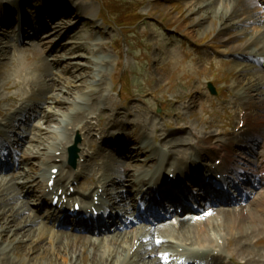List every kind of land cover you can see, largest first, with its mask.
Wrapping results in <instances>:
<instances>
[{
	"label": "rangeland",
	"instance_id": "374dc122",
	"mask_svg": "<svg viewBox=\"0 0 264 264\" xmlns=\"http://www.w3.org/2000/svg\"><path fill=\"white\" fill-rule=\"evenodd\" d=\"M2 1L8 2V0H2ZM33 1L34 0H31V2L33 4H36ZM80 1L78 0V3H80L81 7L91 6L93 9H96V8H100L102 10L105 9L104 12H105V14L109 15L110 20L112 19V20H116L117 22H124V23H129V24H134L137 20H144L142 23H140V25L136 29H134V30L132 29V31L130 32L131 33L130 35H129L128 31L126 33H124L125 36H128L127 39H125L123 37V33L121 32L123 30L118 29V28H113L112 30H108L107 28H104L103 33L109 32L110 36L107 38H102L100 36V34L98 33L99 32L98 27L103 28L104 26L102 25V23L100 21L95 20V16L93 15V14H95V10H94V11H91V14H92L91 19L95 20L96 23L92 24L91 27L85 26V27L77 30L74 33L73 39L66 41V43L75 42V43L82 44V43H84V40H87V37L89 36V39H91L92 41L101 40L103 45L105 46L104 48H102L101 54L99 55L100 57H106L109 60V65L106 68V75H105L106 76V78H105V85L106 86L104 87L105 88V94H104L105 99L103 101L104 107L106 106V107H108V109H112L115 107V110L119 109L120 111L125 112L123 114H129L126 111H130L133 116H138L142 120L145 119V121L154 120L157 123L155 125L156 126L158 125L167 134L172 132L171 129H173V130L176 129V123H177L176 114H177V112H179L183 115L184 120L187 122V123L185 122L186 125H188L189 127H192V128L194 127L195 130L198 129L199 131H202L204 129L201 126V124H202L201 117H204V113H205L204 109L208 114L214 113V115H211V118L215 119V122L213 120L212 121H213V123H215L216 128L221 127L223 125L222 121H220V119H219V116L216 114V109L218 107H215L214 109H208L206 106H203L204 109L202 110V112L199 111V106H198V109L191 108V110H186V111L182 109L181 103L183 102V105H186V106H187V104L190 105V100L192 98L190 96V94L192 93L193 90L189 91V89L192 86L191 85L192 83H189V78H188L187 74L190 75L189 76L190 78H194L191 74H193L194 72H197L200 68H202V70H207V71L212 73L214 70L220 68L224 63H226L225 66H227V68L224 69L222 66L220 68V71H222V72L226 71L228 74H230V83L235 82L236 78H237V72H236L235 68H236V65L243 62V60L239 58L240 54H242L243 52L242 51L235 52L234 49H235V47L240 46L241 44H244L245 39L240 38V40H238V41H234L233 43L225 45V44H222L221 40H219V37L216 38V42H215L214 38H213L214 34L206 36L205 33L203 32L204 30L201 31V29H199L200 30L199 31L197 28L194 27V26H196L197 22L199 21L198 20L199 17L197 15L191 16V14L189 13V10L187 11V4L190 0H83V1L80 0ZM82 4H84L85 6ZM39 7L42 8L41 5H39ZM60 18H62V16H60ZM64 20L65 19L63 18V20H62L63 22L61 21V23L63 24L60 27L61 29L65 28L66 25H69V24L71 25L77 21V19L73 22H70V21L65 22ZM83 23H86V21L81 22V25ZM169 26L170 27H176L175 32H173L176 35H174V34L169 35V33H167V34L165 33V28H168ZM193 27L197 31H196V34H194L192 37L191 35L188 34L187 30L192 29ZM60 28L58 30H61ZM202 33L204 34L203 36H202ZM197 34L201 37L197 38V36H198ZM179 35L185 36V37L181 38ZM234 35H235V33H229V34L225 35V38H228V37H231ZM231 38L233 39L234 37H231ZM57 40H58V38H53L51 40V42H56ZM183 40H185V41H183ZM187 42H188V44H187ZM194 42L201 43L202 45L200 46V49H201L200 53L197 54L192 59L189 57L188 52H190L192 50ZM184 43H186V44H184ZM216 43H218V45H216ZM261 43L262 42H260L259 46H261L264 50V43H262V44ZM206 44H209V49H207L208 46H206ZM214 44H215V47L221 46L222 48L227 49L229 52L228 55L217 56V54H212L210 48ZM219 44H221V45H219ZM75 47H73V48H75ZM65 48H66V46H65ZM84 48H86V47L81 48V46H80V48L78 47V50H82ZM91 50L92 49H90L89 51L92 54ZM1 51H2V49H1ZM85 51L79 52L77 54L80 55L81 53H87L88 49L86 48ZM79 55H78V57H80ZM78 57L75 58V59H77V60H75V63H74L75 65L70 64L71 70H70L69 74L72 75L73 78H76V77L78 78V76L81 77L84 74L88 75V77L86 76L84 78H80L78 80L79 82L77 81V78H76V80L73 83L72 82L69 83V86H71V87H67V89H63L64 91L61 94V97L64 98L65 101H67V103L64 104V105H66L65 107L58 108V106L51 104V106H50L51 109H49L47 113L48 114L54 113V114H56V117H55L54 121L50 117L48 119H46L47 124H50V122H53L49 127H47V125H45V123L43 121L36 120V122L34 123L35 126H38L44 130H47L48 134L50 136L57 137V138L59 136L61 140L63 139V136H64V135H61V133L64 132V128H66V126H67V122H66L67 116L65 114L68 112L70 113V109L73 108V103H74V99L76 98V96L80 95L81 92L87 91L88 88H91V86L87 87V83H90V81H91L89 79V74L91 73V75H92V71L87 66H86L87 68H85V70L83 71L79 65V64L82 65L83 63H81V61H78L79 60ZM245 58L246 57L244 56V59ZM53 60H55V58H51V61H53ZM245 60L247 61V59H245ZM5 61L8 63L10 61V59L7 58V56H6L5 59H3L1 62L6 64ZM64 61L65 60L62 61L61 66L62 65L66 66V64H64ZM214 64H215V66L213 67ZM73 65H74V67H77V66H79V67H77L75 69V68H73ZM90 66H92V64ZM198 66H200V67H198ZM20 67H22V66H20ZM4 69H5L4 67H0V72L4 73V71H5ZM66 69H68V67H66ZM263 69H261L262 73L264 72ZM22 70L23 69H21L19 71H22ZM2 73H0V74H2ZM247 73L248 72H246V74L244 75V78L247 77ZM78 74H80L81 76ZM47 75H49V74H47ZM122 75H127L129 78V81H130L129 92H127V90H126L125 82L121 80ZM261 77H264V75L263 76L260 75V78ZM248 78H247V80H248ZM57 79H59V78H57ZM194 79L196 80V78H194ZM11 80L13 81V79H11ZM65 80H68V79L65 78ZM73 80H70V81H73ZM85 80H87V81H85ZM49 85L51 87L52 84L49 83ZM65 85L67 86L68 84H65ZM102 86H103V84H102ZM53 87H54V90L56 91L57 88H56L55 84L53 85ZM186 87H188L189 89H186ZM0 88H1V92H0V114L4 113V115H2V116H5L6 118L7 117L10 118L15 113V111L11 112V110L14 108L15 102H9L7 100V97H9L8 95H11V93L8 94V92H6L4 89L8 90V89H10V87H8L7 85H4V88H3V82H2L1 75H0ZM261 90L263 91L262 94H264V82L261 85ZM243 92L244 91H242V96L248 102V108L252 112L253 129L263 131V128H264V101H263L264 95L262 96V94L261 95L258 94L256 97V95H255L256 93L251 92L248 95L245 92L244 93ZM13 93H16V92H13ZM121 93H122V96H121ZM196 95L197 94H195L194 97ZM260 96H262V97L260 99H258ZM229 97H230V95H229ZM57 98H60V97H57ZM64 99H62V100H64ZM233 99L234 98H232V100H231V98H229V102L231 104H233ZM101 101H100V103H101ZM262 101H263V103H262ZM53 102L59 103L60 101H53ZM185 103H187V104H185ZM244 103H245L244 100L239 102V104H238L239 110L245 109L247 107L244 105ZM161 104H163L165 106V109H166V112L164 114H158L157 113V109H158V107H160ZM66 107H68V108H66ZM97 108H98V106H97ZM131 114H129L130 116L128 119L132 118ZM166 115L167 116L170 115V120L166 118ZM123 116L124 115H120L119 118L125 119V118H123ZM15 120H16L15 118H12L11 122L3 130V138L5 140H7V142H9V143L14 141V139H15L14 134L19 133L18 130L10 127V124ZM208 120L210 121V119H208ZM104 122L107 123L106 118H104ZM236 123H235V125H236ZM143 125H144V123L141 124L140 127L141 126L143 127ZM186 125H182V126H186ZM117 128L121 129V127H119V126ZM144 128H145V126H144ZM151 129L153 130L152 127L148 128L149 132L154 134V132H152ZM28 130H30V129H28ZM230 131L231 130L226 129L224 132L228 133ZM180 132H181V130H180ZM34 133H36V132H34ZM41 133H42V131L40 132V136L38 137V139H36V138L30 139V137L24 138V139L30 140L27 143V144L31 143L30 147L27 148V150H29L30 153L32 152V154H30V155L36 156L34 154L33 148H32V147L35 148L36 146H33V143L38 144L41 141L40 144H42L43 141H46V137H43L41 135ZM187 133H190V132L187 131ZM201 135H203V134H201ZM17 137H19V136H17ZM20 139H21V137L16 142V143H18L17 144L18 148H19V143H21V142H19ZM140 139L141 138L139 137V140ZM150 140L155 141V143H161L159 137H157L156 139L151 138ZM177 140L178 139H171L168 142V145L172 141H176L177 143L180 144L181 142L177 141ZM56 141L61 142L59 140H56ZM57 142H55V144ZM27 144L25 143L24 146L23 145L22 146L26 147ZM62 144H63V142H62ZM187 145L190 146L192 144L189 143ZM22 146H21V148H22ZM55 146H58V145H55ZM39 147H43V148H39ZM169 147H170V145H169ZM179 147H180V145L174 146L171 149V151H175ZM46 148L49 151L50 147H47L45 142L41 146L38 144L37 151H39V154L36 156L38 159H34V158L28 159V158H30V156L28 154V156L26 157V162H29V160L34 161V162L41 161L40 162L41 168L43 169L44 167H46L45 165H42V164L44 163V161H47V158L49 156L46 155V156H48V157H46L45 154H43V156L41 154V150L46 149ZM139 154H140V152H139ZM244 157L246 159H248L247 156H244ZM248 160H250V159H248ZM47 163H49V159L46 162V164ZM130 163H131V161H129L128 164H130ZM107 167L110 168L111 166L109 164H107ZM36 168H37V166H36ZM31 169L33 171L35 170V169H33V167H31ZM28 172H29V170H27V168H26V173H28ZM102 174H105L108 176V177L104 176L105 181L106 180L108 181L109 179L111 181L116 177V174L113 173L112 170H106V171L104 170L102 172ZM20 175H22V174H20ZM13 176H15V175H13ZM13 176H12V178H13ZM26 178L28 179V176H26ZM129 179H130V181L132 180L131 178H129ZM129 179L127 180V183H130ZM38 184L40 186L42 183L39 182ZM112 187H109L110 192H112V194H114L115 196L118 195L120 191L116 190L115 189L116 187L115 188L114 187L112 188ZM118 196H120V194ZM251 199H252V197H251ZM256 200H258V199L251 200V203H250L251 206H253L252 204H254L255 206L257 205L258 201H256ZM27 201H28V205L25 202L20 201L22 203H25V204H23L24 213L22 215L24 217L26 216V217H31L32 219L34 218V219L39 220L38 211H31L28 208L29 198ZM24 205H26V206H24ZM32 208H34V207L32 206ZM241 210H242V208H241ZM29 211L32 213V216H27V213ZM262 214H260L261 217H263ZM244 215L245 216L243 218H246L245 221L247 222L245 224L246 229L249 230V229L254 228L253 225L255 223L252 225L251 224L252 220L248 219V217L246 216L248 214H244ZM258 224L261 225V222H258ZM41 225H43V224H41ZM149 228H152V227H149ZM141 229H144V228H140V230ZM145 229H147V227ZM145 229L142 231H147ZM140 230H137V232H139ZM48 232H50V231L47 230V228H46V230H43V231L41 229V231L38 232L39 234L42 233L44 235L41 237L42 238L41 241H42L43 247L47 246V251H43V248H41L39 246V248H38L39 251H37L35 254L29 253L30 250L28 248L31 245V242L29 241L30 239H25L24 241L20 240V237L11 239L12 234L10 235V233H9L10 237L9 238L5 237L4 239H6V240H4L5 242L3 241V243H2L1 242L2 236L0 235V246L7 247V246L11 245L13 243V241L15 242V239H16V242L18 243V244L15 243L16 250H15L14 254L11 253V255L7 258H2V255H0V264H64L65 258H68L69 260H72V261L75 260L74 264H98L102 260L107 259L106 255H102L104 253V251L107 249V247H109L106 245L107 241L102 242V240H101V242H99V239H96L98 247L96 248V251H94L93 249L90 248L91 246H88V245H90L91 242H96V240L91 241V239L96 238V237L86 235L85 237H89L90 239L81 238V237L79 239H74L75 238L74 237V238L69 239V240L67 239V237L66 238L64 237V239H62V241L58 242L60 252H57L53 249L54 247L53 248L50 247L52 245L50 244L51 243L50 239L49 238L47 239ZM0 233L2 234V228L1 227H0ZM52 233L53 232L51 231L49 234H52ZM54 233H57V232H54ZM141 233H143V232H141ZM114 234L115 233L112 232V234L107 235L106 238L109 236L114 237ZM207 234H208V232L206 233V236L208 237ZM63 235H65V233ZM124 235L125 234H123V231H121V234L119 233L117 236L124 237ZM101 236H103V235H99L98 237L101 238ZM127 238H129V240L131 239V237H129V236H127ZM227 238H230V236ZM209 239H211V237H209ZM251 239H253V238H251ZM34 240L36 241L37 239L35 238ZM31 241H33V240L31 239ZM108 241H111V240H108ZM125 241L127 243V240H125ZM251 242H252V240H251ZM126 243H124V244H126ZM182 243L183 244L184 243L194 244L193 241H186V242H182ZM234 243H235V241H234ZM237 243L239 245L238 241H237ZM3 244H5V245H3ZM130 244L131 243L129 242L126 245L130 246ZM124 248L126 249L127 247L124 246ZM253 249L256 252L257 251L262 252L264 249V242H263V244L261 243L258 246V248H253ZM27 250H28V252H27ZM111 250H113V247L111 248ZM230 250L232 251L231 248H230ZM73 251H75L76 253H73ZM249 252L252 253L251 250H249ZM238 255L241 256V254H239V253H238ZM233 256H234V258H236L237 261L238 260L244 261V260H242L243 258L246 259L247 257H249L248 254H245V257H242V258H239L236 255H233ZM94 257L96 259H94ZM112 257H114V256H112ZM134 259H136V257ZM262 260L264 261V259H262ZM116 261H118L117 257L114 259L113 263L116 264ZM152 263L155 264L154 261ZM111 264H112V262H111ZM119 264H121V263H119ZM131 264H133V263H131ZM142 264H143V262H142Z\"/></svg>",
	"mask_w": 264,
	"mask_h": 264
},
{
	"label": "bare ground",
	"instance_id": "6f19581e",
	"mask_svg": "<svg viewBox=\"0 0 264 264\" xmlns=\"http://www.w3.org/2000/svg\"><path fill=\"white\" fill-rule=\"evenodd\" d=\"M15 2H16V0L13 2L12 7H11L9 12L0 11V19H2L3 17H5L7 15L12 14V11L15 8H17V6L15 5ZM63 3L65 4V5H63L64 7H60L58 9V11L55 12L54 17L52 19L54 31H57L63 25L61 23L62 20H60V16H62V18L65 19L64 20L65 22L66 21L73 22L76 19L78 21V18L81 14L85 15L91 9V7H81L80 3H78V0H63ZM187 5H188L187 7L189 9V13L191 14V16H195V15L201 14V13H202V15H205V17H199L201 15H197L199 17V21H198L197 25L194 26L195 28H197L198 30L201 29V30L208 31L212 27H214L215 22L217 20H219L220 21V25L218 26L219 33L225 34L228 31H230V32L233 31L236 33L235 39H237V38H245L246 39V37H247L246 45H243L241 47V49L239 50V51H242L245 53L244 56L246 57L245 59H247V61L251 60L255 63H261L263 61V63H264V50L261 46H259L260 42L264 43V9L262 7V4L259 2V0H190ZM73 8L80 11V14L76 15L75 14L76 10ZM29 9H30L29 7H24V9H23L22 25L18 27V33H16V31L14 29L13 30L9 29V28H6L5 30L0 29V63H2L1 61L3 59H5L8 50H10V47H16V45H18V48L20 49V46L22 45L21 44L22 39L24 37V26L25 25L29 26L28 24H24L25 23L24 14ZM77 21L75 23H73V27L71 28V30L81 26L82 21L81 22H77ZM194 27L192 29L187 30L188 34L191 35L192 37L194 34H196V31H197L194 29ZM197 38H198V36H197ZM1 46H4L2 48V51H1ZM96 46H98V44ZM66 47H68V46H66ZM78 47L80 48V46H76L75 48H73V47L70 48V52L71 53H79V52H83L86 50V48H84L82 50H78ZM83 47H81V48H83ZM91 51H92V54L96 53L95 50H91ZM66 53H68V49H67ZM80 58L82 59L81 56L78 57V59H80ZM10 59H11V61H13L12 58H10ZM74 65H73V68H75V69L77 67H79V66L74 67ZM79 65H80V68L84 71L86 68L85 64H82V65L79 64ZM240 65L239 64L236 65V68L240 67ZM102 67H104V62L101 60H97L95 63L92 64V66H90L89 69L92 71L91 77H93L94 79L90 78L91 81H90V83H87V87L91 86V88H93L94 86L98 87V85H100L101 79L105 78V73H103L101 71ZM20 68H23V66ZM23 69H25V68H23ZM245 70H246V68H245V66H243L241 68V72H243ZM38 71L42 74V76H41L42 79H46L47 81H49L50 84H52L51 87L49 85L48 89L50 90V92H54L55 90H54L53 85L58 80L57 78L60 79L61 77H58V76L55 77V74H53L52 76L47 75L46 73H44L46 71L45 68L43 69L41 67H38ZM78 75H80V74H78ZM82 76H84V75H82ZM263 82H264V77L260 78V75H259V77L254 76V80L252 81V83L249 82L248 87L244 88V90H245L244 92L248 94L249 91L255 90L258 92L259 95H261L263 92L261 90V84ZM95 91H97V90H95ZM0 92H1V88H0ZM57 97H59V94H53L52 96H49V99L52 101H60V102L62 101L63 103H61V105H64L67 102V101L65 102L64 100H61L60 98H57ZM78 101L85 102V99L80 98V99H78ZM100 101H101V99H99V101L98 100L95 101L94 109L97 108ZM118 115L119 116L124 115L123 118H125V119H128L130 116L129 114H118ZM151 127L153 128V130L151 129V131L154 132V134H157L159 132V129L155 124H152ZM89 131H91V129ZM20 137H21V139L19 142H21V143H19V148L22 145L24 146L25 143L27 144L30 141L28 139H24V138L30 137V136H26V137L20 136ZM137 141L140 145H145V143L142 142V139L139 140V138H138ZM142 143H144V144H142ZM16 144H18V143H16ZM70 144H71V142L68 143V145H70ZM169 145H170V149H172L174 146H179V143H177L176 141H172L169 143ZM238 147L242 148V146H238ZM139 148H140V146H139ZM226 148H227V153H228V159L226 160V162L229 165L233 166V164H235V165L246 166V164L240 160L239 155L236 154V151L234 150V146H232L229 143V144H227ZM140 149L142 151L143 148H140ZM187 149L188 148L184 149L183 152L181 153L180 160L183 159ZM243 149H244V147H243ZM30 154H32V152L29 153L30 158H28V159H31V158L32 159L33 158L38 159L36 157L37 155L33 156ZM147 154L152 155V151L151 150L148 151ZM140 155H141V153H140ZM192 158H188L187 160L191 159V161L194 162V160ZM48 159H49V162L52 161L53 155L49 156L47 158V161H48ZM131 159H132V156H131ZM151 159H153V158H151ZM47 161H44V163L42 165L46 166L48 164V163L46 164ZM16 162H17L19 167L21 165H23V164L25 165V163H27L26 158L21 159V160L17 159ZM29 162H34V161L29 160ZM128 163L129 162H123L118 166V168L121 169V170H119L117 168L119 175H117V178L115 181L111 182V185L114 188L119 187L120 189H122V191L120 192L121 198L109 196L110 200L113 202L112 205L114 206V209L118 210V211H123V212H125V214H129V212L132 210L130 195H131V190L135 186V183H127V180L129 178L134 177L133 171L130 172L129 170L135 167V165L132 162L130 164H128ZM174 164H175V162H174ZM247 166L250 167V170H252L253 174H254L255 164L254 165H247ZM31 167H33V169L36 168L33 164H31ZM181 168H183V167H181ZM233 168L235 169L234 166H233ZM89 171L92 172V174L95 172V170H93V168H90ZM241 171H242V174H240V176L248 177V175H250V174L244 172L243 170H241ZM72 177L73 176H71V178ZM39 178L42 179V181H43L42 175ZM73 178L76 179L77 177H73ZM20 179H23L22 175H20V174L13 176V178L11 177L10 180L0 178V227L2 228V234L0 233V235L2 236L1 242L3 243V241L6 240V239H4L5 237L9 238L10 237L9 233H10V235L12 234L11 239L17 238V237L18 238L20 237V240H22V241H24L25 239H30L29 241L31 242V245L28 248L30 250V252H29L30 254H33V253L35 254L37 251H39L38 250L39 246L41 248H43V251H47V246L43 247L42 241H41V239H42L41 237L44 235L42 233L41 234L38 233L39 231H41V229H42V231L46 230V226L41 225L42 222H40V220H37L34 218L32 219L31 217H26V216L24 217L22 215L24 213L23 204L26 203L28 205V201H27L28 198L34 197V196L27 193L24 197H22V194L20 193V188L21 187H29L32 184V182H31V180H28L26 177H24L23 181H20ZM34 181H36V180H34ZM247 181L248 180L241 178L242 185H245L247 183ZM261 182H263V181L261 180ZM253 186H254V184H253ZM235 187L238 188L239 192H241L240 194H242V191L240 189V185L235 183ZM31 189H32V187H31ZM37 193H36V195H37ZM245 199L247 200L246 201L247 204L245 206L241 207L242 212L240 210H238V208L236 206L234 207L237 200L230 199V200L223 202L221 205L213 206V207H215V209H214V211H212V213L213 214L218 213L219 214L218 216H220V214L222 213L226 216V219L224 220L223 227L227 230L228 237L229 236L233 237V240L235 241L236 253L238 252L239 254H241V256H244V257H245V254H248L249 257H247V258L251 259L250 260L252 262L251 264H264V261L262 260L260 253H257L255 251L251 250V240H252L251 238H255L256 236L260 237V236H262V233H264V227H263L264 226V218H263L264 216L263 217L260 216V214H262L260 212V210H262V211L264 210V197L258 198V200H256V201H258L257 205L255 206L254 204H252L253 207L250 204L251 203V196L250 195L246 196ZM20 201L25 202V203H22ZM24 206H26V205H24ZM220 206H223V207L219 208ZM244 214H248L246 216L248 217V219L252 220V222H251L252 225L255 223L253 225L254 228L249 229V230L246 229L245 224L247 222L245 221L246 218H243L245 216ZM179 221L180 222L178 224V227L164 226V225H158V224L148 226L147 229L144 228L147 231H142L144 229H141L139 232L136 231V233L131 236L130 240L125 235H124V237L117 236V238L116 237H113L112 239L110 238L111 241H108L107 242L108 244H106L109 247H107V249L102 254V255H106L107 259L102 260L98 264H111V262H112V264H114L113 261L116 257L118 258V261H116V264L120 263L119 260H123L122 261L123 264H127V263L128 264H131V263H133V264H140L141 263L142 264V262H143V264H150L149 261L146 262L144 260L143 256L145 257V255H148L150 258H155L156 253H157V251L159 252V250L154 247V245H153L154 239L153 238H152L151 244L148 243V240H144V239L148 238L149 235H154L158 238H159V236H161V238L162 237L163 238H171V237L176 238V240H178L179 244H180V245H178V247L183 246V248L186 251H188V249H187L188 246L184 245L182 242L193 241V243L197 244L199 246V248L207 249V251H208V253L206 252V254L204 256L197 257V259H195L196 263H194V264H200V263L201 264H216V260L212 256L209 255L210 247H212L214 242L213 241L210 242L209 238L206 236V233L208 232L207 231L208 228L206 229V225L203 226L200 223L183 222L181 220H179ZM258 222H261V225L263 228H260V225H259L260 223L258 224ZM149 227H152V228H149ZM219 227L220 226L217 224L213 225L214 229H218ZM52 232H53L51 234L52 237L50 236V241H51L50 244L52 246H50V247L51 248L54 247L53 249L55 251L60 252L58 242L62 241V239H64V237H62L61 234H59V233H54L55 231H52ZM141 232H143V233H141ZM158 234H160V235H158ZM35 238L37 239L36 241L34 240ZM48 238L49 237H47V239ZM31 239L33 241H31ZM125 240H127V243H129V242L131 243L130 246L126 249L124 248V245L127 244ZM219 240H222V239H219ZM237 241L239 242V245H238ZM15 243H17L16 239H15V242L13 241V243L11 245H9V246L6 245L7 247L0 246V255H2V258L9 257L11 255V253L14 254V252L16 250ZM124 243H126V244H124ZM165 243H166V241L163 240V243H162L163 247L165 246ZM3 245H5V244H3ZM206 245H207V248L204 247ZM88 246H91L90 248L93 249L94 251H96V248L98 247L97 240H96V242H91L90 245H88ZM227 246H229V244H227ZM112 247H113V250H111ZM166 247H168L169 249H172L170 244L166 245ZM226 247H225V249H226ZM161 250L167 251V248L165 250L162 248ZM249 250H251L252 253H250ZM27 252H28V250H27ZM73 253H76V252L73 251ZM238 253H237V255H238ZM112 256H114V257H112ZM135 257L137 258V260L134 259ZM94 259H96V258L94 257ZM64 261H65L64 264H69V263L74 264L75 260L72 261V260H69L68 258H65ZM232 263H233V261H232ZM155 264H160V263L156 260Z\"/></svg>",
	"mask_w": 264,
	"mask_h": 264
}]
</instances>
